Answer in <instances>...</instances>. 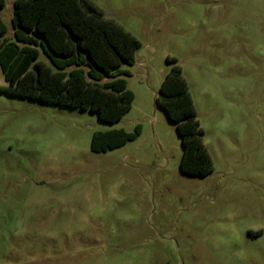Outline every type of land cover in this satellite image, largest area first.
Returning <instances> with one entry per match:
<instances>
[{"label":"rangeland","instance_id":"374dc122","mask_svg":"<svg viewBox=\"0 0 264 264\" xmlns=\"http://www.w3.org/2000/svg\"><path fill=\"white\" fill-rule=\"evenodd\" d=\"M14 1L0 11L11 39ZM90 1L142 45L124 66L132 107L107 123L0 91V264H264V0ZM173 64L207 176L180 171L181 138L156 103ZM137 125L134 141L91 150L96 131Z\"/></svg>","mask_w":264,"mask_h":264},{"label":"trees","instance_id":"16d2710c","mask_svg":"<svg viewBox=\"0 0 264 264\" xmlns=\"http://www.w3.org/2000/svg\"><path fill=\"white\" fill-rule=\"evenodd\" d=\"M5 0H0V11ZM13 39L0 18V91L28 99L96 112L107 123L120 120L132 107L134 93L123 76L130 72L140 41L107 18L90 0H15ZM41 52L50 64L39 60ZM169 63L176 62L168 58ZM156 103L176 124L183 154L180 171L192 176L213 172L197 110L183 75L173 64L160 85ZM141 125L96 131L95 153L120 148L141 135Z\"/></svg>","mask_w":264,"mask_h":264}]
</instances>
